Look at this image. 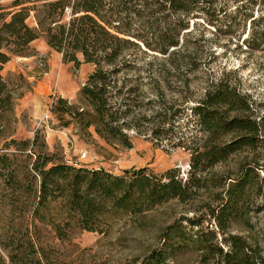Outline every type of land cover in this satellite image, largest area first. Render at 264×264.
Instances as JSON below:
<instances>
[{
	"label": "trees",
	"instance_id": "16d2710c",
	"mask_svg": "<svg viewBox=\"0 0 264 264\" xmlns=\"http://www.w3.org/2000/svg\"><path fill=\"white\" fill-rule=\"evenodd\" d=\"M231 4L234 8L226 13ZM237 15L243 17L240 23L235 21ZM198 16L215 27L210 39L200 34L191 39L190 19ZM247 19L249 32L237 39L246 43L249 52L264 50V0L0 3V72L13 57L32 56L30 45L40 37L61 54L64 63L79 66L81 58L94 67L80 89L85 107L57 98L53 113L67 115L84 128L93 127L105 141L127 147L131 146L128 130L149 134L157 142L174 138L177 120L194 100L190 110L196 123L194 132L177 139L178 145L189 142L184 148L190 154L184 180L175 169L156 175L143 167L114 175L103 169L76 168L34 150V142L12 140L15 152H0V180L12 202L21 207L11 210L19 213L14 232L0 237V264H54L45 247L30 236L36 225L33 230L24 228L22 215L31 223L49 226L57 239L65 240L74 225L106 234L109 218L141 215L170 200L185 203L205 193L211 201L204 215L169 225L161 249L140 264H165L189 244L212 257L214 264H264L256 241L251 244L228 232L233 224L249 227L252 217L264 210V113L239 90V79L232 83L226 76L203 88L198 99L190 97L191 76L203 48L219 47L221 38L233 34L236 26L243 32ZM208 52L216 57L215 50ZM12 104L13 93L0 75V115L9 112ZM148 109L151 114L144 115L142 110ZM143 122L148 127H142ZM20 159L28 163L26 168L17 163ZM51 204L58 205L55 213ZM183 222L190 229L198 228L196 233L190 234ZM206 222H213L215 229L205 227Z\"/></svg>",
	"mask_w": 264,
	"mask_h": 264
},
{
	"label": "rangeland",
	"instance_id": "374dc122",
	"mask_svg": "<svg viewBox=\"0 0 264 264\" xmlns=\"http://www.w3.org/2000/svg\"><path fill=\"white\" fill-rule=\"evenodd\" d=\"M10 2L0 0L3 5ZM233 8L231 4L226 13ZM258 16L259 13L254 11L253 18ZM198 17L190 19V28H193L191 39L194 40L199 34L210 39L215 34V27L205 25L203 17ZM242 19L241 15H237L235 21L240 23ZM228 20V17H223L225 23ZM249 21L247 19L243 32L240 26H236L233 34L221 38L219 47L210 48L206 45L203 48L197 61L198 68L191 76L192 99H198L203 88L226 76L232 83L239 79V90L250 95L259 104L260 113H264V50L249 52L246 43L242 42L249 32ZM28 23L32 26L35 24L33 18ZM239 34L241 40L237 39ZM30 49L32 56L13 57L0 72L13 93L11 110L0 115V152L10 155L15 152L12 140H28L34 142V150L51 156L55 162L76 168L103 169L114 175L146 167L156 175L175 169L181 176L189 168L190 154L184 149L189 142L178 145L177 139L194 132L196 123L190 108L195 105V100L188 103L183 115L177 120L174 138L157 142L149 134L139 135L128 130L130 147L119 141H105L93 127L84 128L69 116L52 112V104L57 98L78 108L85 107L80 89L94 67L83 63L81 58L79 66L64 63L61 54L47 46L44 37L34 41ZM211 50H215V58L210 56L208 51ZM171 94L178 95L176 92ZM169 96L167 92L166 98ZM142 111H145L144 115H150L152 110ZM147 125L143 122L142 127ZM30 148L31 145L26 153H30ZM17 163L21 168L28 166L24 159ZM3 185L0 180V237L7 238L19 222V213L11 210L13 206L20 208L21 205L12 202V197L2 189ZM210 201L205 193L185 203L177 199L170 200L141 215L121 214L106 221V234L84 231L74 225L65 240L57 239L49 226L31 223L27 216L22 215L20 223L29 230H33L36 225V233L32 232L30 236L45 247L54 264H140L151 252L161 249L164 241L162 236L169 225L184 217L204 215L205 205ZM22 202L26 203L24 199ZM51 209L55 213L58 205L51 204ZM212 224L206 222L204 226L215 229ZM182 225L189 231L185 222ZM197 229H190L189 233L193 235ZM228 232L243 237L251 244L256 241L260 253L264 255V210L252 217L249 227L233 224ZM217 235L219 242L221 236L219 233ZM204 253L189 244L165 264H214L215 260Z\"/></svg>",
	"mask_w": 264,
	"mask_h": 264
},
{
	"label": "built area",
	"instance_id": "2783aa9c",
	"mask_svg": "<svg viewBox=\"0 0 264 264\" xmlns=\"http://www.w3.org/2000/svg\"><path fill=\"white\" fill-rule=\"evenodd\" d=\"M187 170L188 169H186L185 172L183 171L182 174H181V176H180L183 180L186 179Z\"/></svg>",
	"mask_w": 264,
	"mask_h": 264
},
{
	"label": "crops",
	"instance_id": "0c3cea01",
	"mask_svg": "<svg viewBox=\"0 0 264 264\" xmlns=\"http://www.w3.org/2000/svg\"><path fill=\"white\" fill-rule=\"evenodd\" d=\"M35 41H36V40H35ZM33 42H34V41H33ZM33 42H32V43H33ZM32 43H31V44H32Z\"/></svg>",
	"mask_w": 264,
	"mask_h": 264
}]
</instances>
